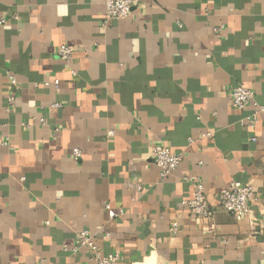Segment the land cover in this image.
Segmentation results:
<instances>
[{
	"label": "crops",
	"instance_id": "1",
	"mask_svg": "<svg viewBox=\"0 0 264 264\" xmlns=\"http://www.w3.org/2000/svg\"><path fill=\"white\" fill-rule=\"evenodd\" d=\"M104 13V0H0V264H93L75 250L82 229L118 264H264V112L242 123L264 105V0H136L107 25ZM239 83L255 91L243 109ZM159 143L182 155L163 182ZM194 178L206 220L184 203ZM235 180L255 187L241 219L218 201Z\"/></svg>",
	"mask_w": 264,
	"mask_h": 264
},
{
	"label": "built area",
	"instance_id": "2",
	"mask_svg": "<svg viewBox=\"0 0 264 264\" xmlns=\"http://www.w3.org/2000/svg\"><path fill=\"white\" fill-rule=\"evenodd\" d=\"M136 0H104L105 13L102 19V23L107 25L114 19H122L131 15L134 9ZM15 18L19 16L14 15ZM7 21L6 16H2L0 23ZM57 52L59 56L65 61L69 62L74 56V48L69 45H61L58 47ZM76 74L75 71H72ZM44 85H54L56 88L60 85L59 79L45 80ZM7 98L9 104V110L16 105V93L15 90L18 88V79L15 74L8 73L7 75ZM231 104L235 109H243L247 107L251 102L255 100V91L248 86L246 83H239L229 90ZM53 107H61V102H54ZM264 112V105H258L257 110L242 121L246 126H252L258 119V114ZM38 124L45 125L46 117H38ZM24 126L33 125L31 122H23ZM59 129L56 128L55 132ZM109 136L113 135V130L107 132ZM204 137L211 136L210 132L202 134ZM194 138H189V143L194 142ZM7 143V142H6ZM82 155L79 148L73 149V157L78 160ZM154 160L159 167V181H165L168 176L173 173L182 161V155L173 151L168 145L164 143L157 144L153 149ZM195 185V193L191 199L184 200L187 205L189 212L195 215L199 219L206 220L212 214L211 205L205 191V187L199 178L193 179ZM140 189H144V185L138 183ZM255 199V187L251 183H245L243 181L235 180L231 184L222 189L218 195V201L220 207L229 213L234 214L239 219L246 217L250 212L251 203ZM109 216L111 218L116 217L118 213L107 204ZM177 226H175V230ZM86 249L89 253L90 261L93 264H118L120 254L118 252L104 253L97 237L89 230L82 229L78 233V240L75 246V250ZM35 264H46V259L41 257Z\"/></svg>",
	"mask_w": 264,
	"mask_h": 264
}]
</instances>
